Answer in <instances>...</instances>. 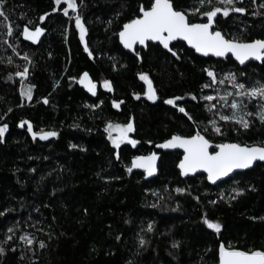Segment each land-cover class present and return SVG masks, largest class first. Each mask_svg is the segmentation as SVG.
Returning <instances> with one entry per match:
<instances>
[{
	"label": "trees",
	"instance_id": "trees-1",
	"mask_svg": "<svg viewBox=\"0 0 264 264\" xmlns=\"http://www.w3.org/2000/svg\"><path fill=\"white\" fill-rule=\"evenodd\" d=\"M77 2L92 56L79 39L77 13L64 16V7L56 10L54 0H3L8 19L0 17V126L7 124L8 132L0 142V212L5 213L0 215V245L5 248L0 264H218L221 244L248 252L264 250V163L218 186H211L204 174L181 178L178 151L161 153L154 178L127 171L134 157L150 154L173 135L191 136L200 130L215 144L264 142V124L255 117L249 118L253 123L247 131L239 129L213 116L202 99L203 94L232 90L227 82L203 89L210 82L204 69H214L218 78L233 72L241 82L253 84L264 82V63L240 67L231 57H200L182 42L172 46L179 59L158 44L131 54L120 45L118 33L140 15V5L147 8L154 0ZM173 3L189 12L197 6V0ZM261 5L264 0L237 3L245 13L218 14L216 29L247 42L264 39ZM40 17L46 18L41 22ZM189 18L206 22L199 14ZM6 25H11L12 36ZM39 25L47 34L37 46L22 39L24 26ZM25 66L29 77L22 80L17 72ZM85 72L97 84L94 97L78 83ZM141 73L152 80L155 102L146 97ZM105 80L113 91L102 87ZM24 86L33 87L31 101L21 96ZM192 95L198 99L193 101ZM176 97H182L176 107L164 102ZM120 101L124 103L119 108L113 106ZM254 104L249 110L256 111ZM221 111L231 115L228 108ZM212 119L224 135L211 131ZM23 121L30 122L33 131H57L59 136L33 140L27 125L19 127ZM130 122L135 128L130 138L140 143L122 144L117 159L106 128ZM206 126L209 131L204 133ZM178 187L187 191L177 194ZM234 187L244 194L229 202ZM221 192L224 200L219 199ZM212 200L218 203H209ZM205 214L221 223L220 233L203 223ZM9 227L15 228L11 234ZM26 234L35 241L31 247L20 239ZM7 235L13 239L4 243Z\"/></svg>",
	"mask_w": 264,
	"mask_h": 264
},
{
	"label": "snow or ice",
	"instance_id": "snow-or-ice-1",
	"mask_svg": "<svg viewBox=\"0 0 264 264\" xmlns=\"http://www.w3.org/2000/svg\"><path fill=\"white\" fill-rule=\"evenodd\" d=\"M243 0H197V6L191 9L182 8L179 5H174L173 0H154L146 8L144 5L139 7V15L137 18L132 19L128 23H124L122 31H119L118 36L120 42L124 48L133 52L136 51L135 46L137 44L147 46V42H156L163 46L179 59V56L170 47L173 41H186L197 53L202 56H214L217 58L228 59L230 56L234 57L240 65H245L250 60L259 61L264 63V39H256L251 42L244 41L238 36L228 37L220 30H217L215 25L217 23L218 14H222L223 17H228L230 13H245V9L237 7V3H242ZM66 4L67 7L63 10L64 16H69V10L77 13L75 16V27L79 30V39L84 42V50L88 52L89 56H92V52L88 48V44L85 40L88 29L79 14V5L77 0H55V4L60 6ZM3 0H0V17L5 20L8 19L5 11L3 10ZM264 7V5H261ZM205 9L201 12V9ZM199 14L202 17H206V22H194L189 17L190 15ZM46 17H40L41 22ZM31 23V21H29ZM109 25L112 21L110 20ZM7 35L12 36L13 31L11 25H6ZM44 29L37 27L35 31H30L27 27L23 29L24 39L30 40L33 43L39 41V37L43 35ZM138 55V53H137ZM29 64L31 61L28 56L23 57ZM207 76L210 78L209 83L203 85V89L212 88L213 85L224 84L227 82L231 91H226L224 94L215 96L203 94L202 99L207 104V110L213 113V116L219 115V119L225 123H232L238 125L239 129L247 131L253 121L250 117H255L261 124H264V82L256 81L253 84H246L241 82L239 75L233 72L226 73L222 78H218V74L214 69H204ZM17 75L22 80H27L29 77V68L25 66L22 71H18ZM242 75V74H240ZM140 80L144 81L147 86V99L155 102L157 99V93L153 87L152 80L147 74L141 73ZM11 79V77H9ZM83 85L89 93L93 96L97 94V85L90 78L87 72L83 73L82 78L78 81ZM57 87L59 85H56ZM103 87L111 92L113 91L110 81L105 80ZM21 96L31 101L33 98V87H22ZM140 97L137 95L136 99ZM182 99V97H176L174 99H168L164 101L166 104L176 107V101ZM191 99L196 101L198 97L192 95ZM218 101V103H213ZM255 102L254 107L256 111L249 110V105ZM44 104H48L47 98L43 100ZM119 103L113 102V106L120 107ZM88 107H95V105H88ZM228 108L231 110V115L224 114L221 109ZM179 112L183 113L192 120L193 117L186 111L184 107H179ZM27 125V131L32 134L33 140L39 138L40 140H49L50 138H58L59 133L57 131H44L41 129L39 132L33 131V125L28 121L20 123L19 127L24 128ZM239 129H236L239 131ZM106 131L110 133L109 139L112 141V145L116 152V158L120 159L119 149L122 144L127 143L132 147H135L140 141L131 139L129 134L135 131L133 123H127L126 125L109 123ZM115 131L118 133L115 137L111 133ZM209 128L206 126L203 129L204 133H207ZM211 131L216 135H224V131L220 124L215 120H211ZM8 132V125L4 124L0 126V142H3L5 133ZM71 147L75 148L76 145ZM157 147L162 149H183L184 156L179 162L180 174L184 177L189 175H195L197 172L207 173V180L215 185L218 181L224 178L230 177L236 170L250 169L257 162H264V142L253 145H241L240 143H217L215 149L210 138H206L205 134H202L200 130H197L194 135L185 137L182 135H173L165 143L158 144ZM159 159L156 153H151L146 156H136L132 159L127 171L131 173L133 169H142L146 173V177H153L157 174L156 162ZM34 171V170H33ZM187 190L184 188H176L177 194H184ZM232 195L227 197V200L231 202L239 196L244 194V191L240 188H232ZM190 194V193H189ZM159 196V193H154ZM199 200V197H196ZM219 199L224 200L225 195L223 192L219 194ZM211 204H216L218 201H209ZM153 207L158 205L153 204ZM5 213L0 212V215ZM203 223L207 228L213 230L216 233L222 231V225L219 222H212L207 218L205 214ZM149 232L153 230L152 225L148 226ZM15 231L14 227H9L7 232L9 234ZM12 235H7L4 243L11 241ZM25 245L31 247L35 241L29 235L20 237ZM146 241L141 238L140 245H145ZM43 248L45 245L40 244ZM173 248H178V243H173ZM15 251V248L11 249ZM5 254V248L0 245V255ZM219 264H264V250L260 251H242L232 250L226 248L224 244L219 246Z\"/></svg>",
	"mask_w": 264,
	"mask_h": 264
},
{
	"label": "water",
	"instance_id": "water-1",
	"mask_svg": "<svg viewBox=\"0 0 264 264\" xmlns=\"http://www.w3.org/2000/svg\"><path fill=\"white\" fill-rule=\"evenodd\" d=\"M141 15V14H140ZM25 27H27L30 31H35V29L37 28V27H39V28H42V29H44V32H43V35H41L40 37H39V41L37 42V43H33L32 41H30V40H26V39H24V36H23V29L25 28ZM36 28H30V27H28V26H24L23 28H22V39L24 40V41H26V42H28V43H30V44H32V45H35V46H37L40 42H41V40L44 38V36L47 34V30L44 28V27H42L41 25H39V26H37ZM123 30V29H122ZM121 30V31H122ZM177 42H182V43H185L186 44V46L189 48V49H191V50H193L194 52H195V54L196 55H198V56H200V57H204V58H209V57H211V58H215V59H220V60H224L223 58H217V57H214V56H208V57H205V56H202L201 54H199V53H197L190 45H188L187 44V42L186 41H173L171 44H170V47L172 48V46L175 44V43H177ZM251 42V41H250ZM119 43H120V45L123 47V49L124 50H126L127 52H129V53H131V54H136V51H137V49L138 48H142V49H147V47H148V45L149 44H155V45H157L158 43H156V42H152V41H149V42H147V46L145 47V46H143V45H139V44H137L136 46H135V49H136V51L135 52H133V51H131V50H129V49H126V48H124V46H123V44L120 42V40H119ZM158 45H160V44H158ZM162 48H163V46L162 45H160ZM164 49V48H163ZM164 50H166V51H168L167 49H164ZM169 52V51H168ZM231 57V56H230ZM240 67H245V66H247L248 64H250V63H258V64H262L261 62H259V61H255V60H250V61H248L245 65H240L239 64V62L238 61H236L235 60V58L234 57H231ZM83 76V75H82ZM82 76L80 77V79L82 78ZM90 76V75H89ZM91 78V77H90ZM92 79V78H91ZM95 82V81H94ZM96 83V82H95ZM79 85L91 96V97H94L91 93H89L88 91H87V89L83 86V85H81L80 83H79ZM97 85V84H96ZM97 91H98V87H97ZM185 137H188V136H185ZM171 138V137H170ZM169 138V139H170ZM207 138V137H206ZM169 139H167V140H169ZM167 140H165V141H163V142H161V143H158V144H162V143H165ZM232 143H237V142H232ZM158 144H156V146H155V150L154 151H152L151 153H156L157 155H158V157H159V159L157 160V162H156V166H157V174L156 175H154L153 177H150V178H154V177H156L157 175H158V166H159V162H160V159H161V153H168V152H176V151H178V152H180L181 154H182V157H181V159H180V161L183 159V156H184V152H183V149H162V148H159V147H157V145ZM212 144H213V148L212 149H214L215 148V143H213L212 142ZM242 145V144H241ZM212 149H210L209 151H212ZM215 150H218V149H215ZM150 153V154H151ZM150 154H147V155H150ZM139 156H146V155H139ZM135 158V157H134ZM133 158V159H134ZM179 161V162H180ZM260 163H264V162H260V161H257L254 165H253V167L252 168H250V169H244V170H236L234 173H232L231 174V176L230 177H227V178H224L223 180H221V181H218L215 185H213L211 182H209L208 180H207V182L211 185V186H218V185H220L221 183H223L224 181H226V180H228V179H230L231 177H233L234 175H236V174H238V173H242V172H246V171H249V170H251V169H253L257 164H260ZM178 165H179V163H178ZM178 165H177V169H178V171L180 172V169H179V167H178ZM132 172H143V170L142 169H133V171ZM144 173V172H143ZM146 174V173H145ZM199 174H204L206 177H207V173H204V172H197L195 175H189L188 177H184V176H182L181 174V178H183V179H186V178H189V177H194V176H196V175H199ZM207 179V178H206ZM227 248V247H226ZM231 249V248H230ZM232 250H241V249H232ZM242 251H244V250H242ZM255 251H260V250H255ZM218 257H219V253H218ZM219 264V263H218Z\"/></svg>",
	"mask_w": 264,
	"mask_h": 264
},
{
	"label": "rangeland",
	"instance_id": "rangeland-1",
	"mask_svg": "<svg viewBox=\"0 0 264 264\" xmlns=\"http://www.w3.org/2000/svg\"><path fill=\"white\" fill-rule=\"evenodd\" d=\"M54 2H55V0H54ZM61 6H63L64 8H63V10L67 7V5L66 4H61L60 6H57L56 5V10H58V8H60ZM62 10V11H63ZM72 15H75V13L74 12H72L71 10H69V16H72ZM146 84V83H145ZM24 87H27V86H24ZM102 87H103V85H102ZM104 88V87H103ZM147 89H148V86H147V84H146V97H147ZM131 134V133H130ZM130 134H129V137H130ZM107 135H108V138H109V135H110V133L107 131ZM111 135L113 136V137H115L116 135H118V133H116L115 131H113L112 133H111ZM110 140V142L112 143V141H111V139H109Z\"/></svg>",
	"mask_w": 264,
	"mask_h": 264
}]
</instances>
